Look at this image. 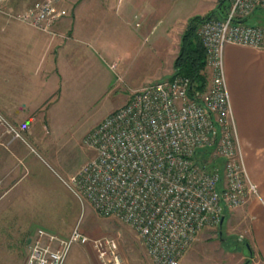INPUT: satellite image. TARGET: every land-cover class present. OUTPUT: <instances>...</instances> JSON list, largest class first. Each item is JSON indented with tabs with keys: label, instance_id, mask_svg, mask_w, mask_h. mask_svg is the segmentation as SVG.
<instances>
[{
	"label": "built area",
	"instance_id": "2783aa9c",
	"mask_svg": "<svg viewBox=\"0 0 264 264\" xmlns=\"http://www.w3.org/2000/svg\"><path fill=\"white\" fill-rule=\"evenodd\" d=\"M7 1L0 0L1 13L46 33L64 14L57 7L62 0L36 1L19 12L6 11ZM226 1L223 18L204 20L197 28L209 74L206 88L190 94V79L173 75L131 90L127 102L85 137L93 155L62 180L100 216L131 227L151 264H179L202 230L260 195L233 141L236 124L224 50L227 44L264 50V25L246 22L255 11L264 12V0ZM109 66L116 69V63ZM0 124L20 138L28 123L14 125L0 113ZM204 149L203 162L196 152ZM61 242L65 251L53 255L51 264H62L71 242L89 246L99 264H126L112 236L91 237L75 227Z\"/></svg>",
	"mask_w": 264,
	"mask_h": 264
},
{
	"label": "crops",
	"instance_id": "0c3cea01",
	"mask_svg": "<svg viewBox=\"0 0 264 264\" xmlns=\"http://www.w3.org/2000/svg\"><path fill=\"white\" fill-rule=\"evenodd\" d=\"M36 1L40 0H8L5 10L23 11ZM159 2L62 0L57 7L64 14L52 24L51 33L9 19L0 12V112L15 124L40 114L41 126L46 128V119L51 123L54 115L59 118L66 108L86 105L109 91L114 77L123 78L129 58L144 43L147 52L143 53L141 63L147 64L149 48H156L159 50L156 60H166L170 69L169 72L159 69L155 78L169 76L188 19L206 15L216 5L212 8L211 0L198 13L180 14L158 30L159 14H162ZM177 30L178 45L172 52L161 38L166 39V34ZM111 63H116L115 70L110 68ZM224 64L236 124L233 141L245 157L247 147H264V50L227 44ZM143 85L130 88L120 106L127 102L131 90ZM246 165L251 178L259 185L262 201L251 198L245 206L229 211L237 212L239 222L247 221L250 225L252 245L250 250L245 244L247 263L264 264V186L250 170L249 161ZM219 258L225 260L218 264H236L238 260L229 253Z\"/></svg>",
	"mask_w": 264,
	"mask_h": 264
},
{
	"label": "rangeland",
	"instance_id": "374dc122",
	"mask_svg": "<svg viewBox=\"0 0 264 264\" xmlns=\"http://www.w3.org/2000/svg\"><path fill=\"white\" fill-rule=\"evenodd\" d=\"M210 2L160 0L162 14H159L161 22L157 29L162 30L180 14L198 13ZM217 2L213 0L212 8ZM246 22L261 24L264 16L256 11ZM178 36V30L176 33L170 31L165 35L166 39H161L175 52ZM145 48L144 43L135 51L136 55L133 53L128 61V71L121 80L114 77L109 91L86 105L66 108L59 118L54 115L51 123L46 119V128L41 126L40 114L22 123L28 124L21 131L20 138L5 132V126L0 124V264L55 263L53 255H63L65 247L61 241L68 239L75 227L91 237L107 235L116 238L126 264H151L131 227L116 218L100 216L88 203H81L62 182L93 155L84 142L85 137L110 111L120 106L130 88L148 83L149 78L168 77L167 74L155 78L159 69L161 72L170 69L166 60H156L158 49L149 48L147 64L141 63L143 53L147 52ZM2 116L7 118L4 114ZM245 152L247 171L246 161H249L250 170L258 175L264 186V147H247ZM258 191L260 195L251 198L262 201L259 185ZM238 217L237 212L225 211L221 227L218 224L202 230L179 264H218L225 260L219 258L225 253L237 257L236 264H248L245 244L251 250L250 225L247 221L239 222ZM39 228L46 233L39 235ZM95 262L99 264L89 246L71 242L62 264Z\"/></svg>",
	"mask_w": 264,
	"mask_h": 264
},
{
	"label": "trees",
	"instance_id": "16d2710c",
	"mask_svg": "<svg viewBox=\"0 0 264 264\" xmlns=\"http://www.w3.org/2000/svg\"><path fill=\"white\" fill-rule=\"evenodd\" d=\"M219 2L220 0H218L212 11L206 15H193L190 17L180 37L178 53L173 61V71L169 76L181 75L188 77L192 84L190 94H192L193 91H203L208 82L205 66L206 55L202 43L197 35V28L204 20L210 18H223L226 15L228 2L226 0L222 4H219ZM257 12H260L264 16L263 11ZM254 13H252V15ZM252 15H250V17ZM241 20L243 21L244 18ZM261 24L264 25V22ZM207 150L208 149H204L202 151L197 150L196 152L197 156L203 162L206 160V156L208 155ZM222 223L223 220L221 225Z\"/></svg>",
	"mask_w": 264,
	"mask_h": 264
},
{
	"label": "water",
	"instance_id": "95a60500",
	"mask_svg": "<svg viewBox=\"0 0 264 264\" xmlns=\"http://www.w3.org/2000/svg\"><path fill=\"white\" fill-rule=\"evenodd\" d=\"M224 1H225V0H220L219 4H222ZM244 20H245V19H244ZM244 20H243V21H244ZM222 220H223V218L221 219L219 226H221V222H222Z\"/></svg>",
	"mask_w": 264,
	"mask_h": 264
}]
</instances>
